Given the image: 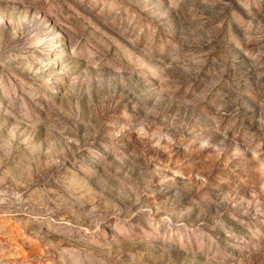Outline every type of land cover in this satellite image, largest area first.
Returning a JSON list of instances; mask_svg holds the SVG:
<instances>
[{
	"label": "rangeland",
	"instance_id": "1",
	"mask_svg": "<svg viewBox=\"0 0 264 264\" xmlns=\"http://www.w3.org/2000/svg\"><path fill=\"white\" fill-rule=\"evenodd\" d=\"M0 264H264V0H0Z\"/></svg>",
	"mask_w": 264,
	"mask_h": 264
}]
</instances>
